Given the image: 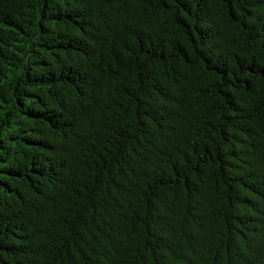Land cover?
<instances>
[{
  "label": "trees",
  "instance_id": "obj_1",
  "mask_svg": "<svg viewBox=\"0 0 264 264\" xmlns=\"http://www.w3.org/2000/svg\"><path fill=\"white\" fill-rule=\"evenodd\" d=\"M0 264H264V0H0Z\"/></svg>",
  "mask_w": 264,
  "mask_h": 264
}]
</instances>
